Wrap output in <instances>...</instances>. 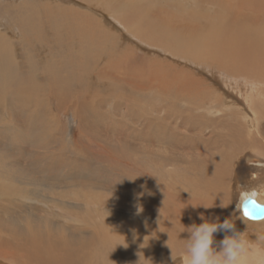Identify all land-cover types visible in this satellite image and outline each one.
<instances>
[{
	"label": "bare ground",
	"instance_id": "bare-ground-1",
	"mask_svg": "<svg viewBox=\"0 0 264 264\" xmlns=\"http://www.w3.org/2000/svg\"><path fill=\"white\" fill-rule=\"evenodd\" d=\"M246 197L264 0H0V264H186L185 228L217 217L264 264Z\"/></svg>",
	"mask_w": 264,
	"mask_h": 264
},
{
	"label": "clouds",
	"instance_id": "clouds-1",
	"mask_svg": "<svg viewBox=\"0 0 264 264\" xmlns=\"http://www.w3.org/2000/svg\"><path fill=\"white\" fill-rule=\"evenodd\" d=\"M138 211H142V208ZM201 219L204 220L203 215ZM185 232L188 233L187 238L183 239L186 264H241L250 248V242L236 228L231 217L223 222L217 217L212 222L204 220L199 225L193 223L185 228ZM219 233H224V238L216 241L215 236ZM256 242L258 245L264 244V234H258Z\"/></svg>",
	"mask_w": 264,
	"mask_h": 264
},
{
	"label": "water",
	"instance_id": "water-1",
	"mask_svg": "<svg viewBox=\"0 0 264 264\" xmlns=\"http://www.w3.org/2000/svg\"><path fill=\"white\" fill-rule=\"evenodd\" d=\"M245 208L248 209L250 216L254 218H249L244 215ZM240 209L243 216L248 220L257 221L264 218V212L261 211L262 209H264V205L257 203L252 197H246L241 202Z\"/></svg>",
	"mask_w": 264,
	"mask_h": 264
},
{
	"label": "rangeland",
	"instance_id": "rangeland-1",
	"mask_svg": "<svg viewBox=\"0 0 264 264\" xmlns=\"http://www.w3.org/2000/svg\"><path fill=\"white\" fill-rule=\"evenodd\" d=\"M244 163L245 162L241 161L240 164H239V168H238L239 174L244 178L243 181L248 180L245 176H247V168L250 167V166L245 165ZM51 210L54 211V214L57 211L54 208H52ZM50 217L51 218H55L54 221H58V222H61V223H67V224H70V225H73V226H77V225H80L81 224L80 222H78L76 220H75V222L72 221V220H69V218L67 217V215H51ZM76 218L79 219V215H76ZM95 223L96 224H105L106 223V219L103 218V217H99L95 221Z\"/></svg>",
	"mask_w": 264,
	"mask_h": 264
},
{
	"label": "snow or ice",
	"instance_id": "snow-or-ice-1",
	"mask_svg": "<svg viewBox=\"0 0 264 264\" xmlns=\"http://www.w3.org/2000/svg\"><path fill=\"white\" fill-rule=\"evenodd\" d=\"M261 211L264 212V209H262ZM244 215H245L246 217H249V218H254V217L250 216L249 211H248L247 208L244 209Z\"/></svg>",
	"mask_w": 264,
	"mask_h": 264
}]
</instances>
